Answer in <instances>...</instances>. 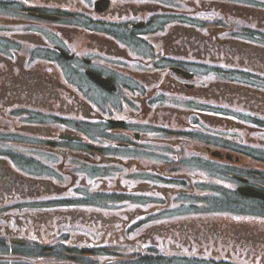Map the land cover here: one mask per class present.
<instances>
[{"label":"flooded vegetation","instance_id":"obj_1","mask_svg":"<svg viewBox=\"0 0 264 264\" xmlns=\"http://www.w3.org/2000/svg\"><path fill=\"white\" fill-rule=\"evenodd\" d=\"M135 1L140 3L139 8L133 4V13L147 23L144 29L127 30L132 34V45L136 49L148 45L171 48L163 28H149L150 14L155 13L140 10L147 7L144 2L148 0ZM114 10L112 0L109 11ZM202 27L175 30L169 39L179 42L174 47L186 46V42L194 47L196 42L199 51L209 52L212 49ZM72 33L55 29L53 47L70 54L76 53V47L103 51L101 40L97 42L88 34L101 38L96 31L75 32L87 35L84 46ZM17 35L26 36L22 31ZM118 51L126 54V49ZM88 53L78 56L79 64L103 66L101 58ZM59 65V60L52 67L29 60H7L3 67L0 63L4 69L0 75V264H82L81 259L85 264H264L263 199H249L257 204L231 206L233 211L245 212L243 220L234 216L228 226L204 230L208 223L203 216L188 221L186 213H173L169 205H157L154 180L146 196L135 192L138 178L133 174L118 171L97 177L81 172L94 163H115L125 170L141 162L152 168L160 161L153 144L155 132L142 129L132 118L153 112L149 97L154 86L138 82L131 89L126 86L130 83L119 81L117 91L108 93L86 84L83 89L88 99L80 96L82 83L75 77V63L64 62L62 76ZM123 90L125 99L119 96ZM106 95L115 97L101 102ZM246 102L247 107L264 109V95L258 98L246 92ZM99 103H105V108L97 109ZM82 116L124 120L105 125L106 130H114L106 134L119 137L114 141L116 147L101 150L84 141L85 131L77 129L84 126L77 125L85 121L77 122ZM76 134L83 139L73 138ZM141 138L149 144L139 147L137 139ZM135 147L140 158L132 157ZM247 178L250 185L264 191V184L252 182L251 175ZM165 187L168 189L162 195L167 196L171 189L166 184L160 188ZM196 232L208 243L194 241L192 234ZM194 243L199 255L187 257L188 245L192 249ZM210 251L214 257L207 260L204 255Z\"/></svg>","mask_w":264,"mask_h":264},{"label":"rangeland","instance_id":"obj_2","mask_svg":"<svg viewBox=\"0 0 264 264\" xmlns=\"http://www.w3.org/2000/svg\"><path fill=\"white\" fill-rule=\"evenodd\" d=\"M31 1H33V2H44V3H46V4H48L49 2H52V3H55V2H58V3H61V2H64V0H23V2L24 3H27L28 5H30V6H32L31 4H32V2ZM69 2V1H68ZM70 4H72V5H76V4H78V6L79 5H81V4H79V2H78V0H71L70 2H69ZM115 4H117V1H115ZM124 4H126V2H124ZM128 5H129V7H131V5H132V3H127ZM19 6H21V4H18ZM193 6L195 5V4H192ZM1 7L2 6H0V12L2 11L1 10ZM80 7V6H79ZM256 15L257 16H261L262 14L261 13H259V12H256ZM0 21H4V17H0ZM43 25H46V22L44 23H42ZM47 26V25H46ZM49 26H51V27H58V28H61V27H63V28H65V29H67V30H72L73 31V33H72V35H74L76 38H78V42L81 44V46H84V44H85V42H87V40H85V37L87 36V35H85V34H82V35H80V34H78V33H75V32H80V31H82V30H80V29H78V28H76V27H72V26H69V25H67V23H62V26H58V25H54V24H52V23H50L49 24ZM34 28H36V29H39L38 27H34ZM225 46V45H224ZM224 48V47H223ZM160 62H161V65L160 66H162L163 65V63H162V61L160 60ZM258 65V64H257ZM262 67V66H261ZM262 68H264V66L262 67ZM4 69H2V68H0V75H2V74H4ZM143 76H144V79L145 80H151V81H154V82H156V80H157V77H158V72H156V73H154V74H151V73H144V74H142ZM173 77V80H174V76H172ZM241 98V102L242 103H244L242 100H243V97H240ZM251 98H253V97H251ZM229 102H231V103H235V102H233L231 99H229ZM245 104H248L247 102L245 103ZM160 107H159V106ZM249 105V104H248ZM156 108V107H155ZM158 108H161L162 110H165L164 112H161L159 115L160 116H154V121L156 122V123H159V124H156L155 123V125H157V126H164L161 122H160V120L161 121H166V120H168V121H173V115H172V111H171V109L170 108H165V107H163L162 105H160V104H157V108H156V111L158 110ZM154 112H155V110H154ZM181 114H178V116H180ZM214 115V114H213ZM177 118V117H176ZM176 118H175V120L172 122V124L173 125H175V123H176ZM209 120H211V118H209L208 119V121ZM159 121V122H158ZM178 122V121H177ZM217 127H220V128H224V127H226V125H229V122H227L226 123V120L225 119H221V118H217ZM166 124V123H165ZM155 130H160V129H155V128H153V130L152 131H155ZM245 135L247 136L246 138L247 139H251V135H249L248 133L246 134L245 133ZM191 164H194V165H203V166H205V167H207V163L206 162H198V161H195V160H193V161H191L190 162ZM187 171L188 172H191L189 169H187ZM143 184H147V183H143ZM150 187H149V184H147V187L145 188V187H142V188H139V189H149ZM151 188H152V186H151ZM158 188V187H157ZM188 221L190 220V218L189 219H187ZM207 221H211V222H220V221H214L212 218H208L207 219ZM194 231V229H192V232ZM195 236L193 239H194V241H198L199 243H204V240H202V237L200 236V234H198V232H196V233H194V234H192V236ZM132 258V257H131ZM102 263H103V260L101 261Z\"/></svg>","mask_w":264,"mask_h":264},{"label":"water","instance_id":"obj_3","mask_svg":"<svg viewBox=\"0 0 264 264\" xmlns=\"http://www.w3.org/2000/svg\"><path fill=\"white\" fill-rule=\"evenodd\" d=\"M107 1L106 0H101L99 2H97V9H99L100 11L105 9V3ZM89 74L91 75L92 78H94L98 83H100L101 85L105 86V87H108V88H111V83L109 82L108 79H104L102 78L100 75L96 74V73H93V72H89ZM216 155L219 156V153L218 152H215Z\"/></svg>","mask_w":264,"mask_h":264},{"label":"trees","instance_id":"obj_4","mask_svg":"<svg viewBox=\"0 0 264 264\" xmlns=\"http://www.w3.org/2000/svg\"><path fill=\"white\" fill-rule=\"evenodd\" d=\"M1 5H3V4H1ZM236 34H237V32H236ZM237 35H238V34H237ZM237 35H236V36H237Z\"/></svg>","mask_w":264,"mask_h":264}]
</instances>
